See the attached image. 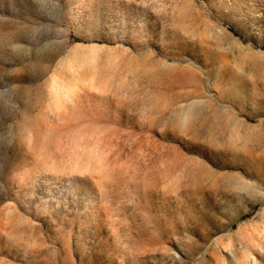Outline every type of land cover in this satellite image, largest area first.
<instances>
[{"label": "rangeland", "instance_id": "374dc122", "mask_svg": "<svg viewBox=\"0 0 264 264\" xmlns=\"http://www.w3.org/2000/svg\"><path fill=\"white\" fill-rule=\"evenodd\" d=\"M0 264H264V0H0Z\"/></svg>", "mask_w": 264, "mask_h": 264}]
</instances>
